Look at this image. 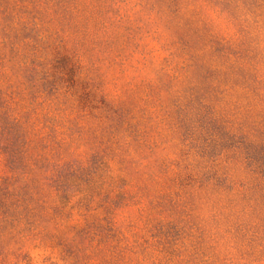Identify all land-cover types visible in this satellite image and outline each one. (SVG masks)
Returning a JSON list of instances; mask_svg holds the SVG:
<instances>
[{
    "label": "rangeland",
    "instance_id": "obj_1",
    "mask_svg": "<svg viewBox=\"0 0 264 264\" xmlns=\"http://www.w3.org/2000/svg\"><path fill=\"white\" fill-rule=\"evenodd\" d=\"M0 135V264H264V0H0Z\"/></svg>",
    "mask_w": 264,
    "mask_h": 264
},
{
    "label": "trees",
    "instance_id": "obj_2",
    "mask_svg": "<svg viewBox=\"0 0 264 264\" xmlns=\"http://www.w3.org/2000/svg\"><path fill=\"white\" fill-rule=\"evenodd\" d=\"M7 124H8V126L5 125L4 128L2 129V132H3L2 135L6 136V138H7V141H6L5 145H4L6 147H4V148H7L6 149L7 151L8 150L12 151L13 148H14L13 147L14 139H15V142H16L17 138L19 136H22L23 131L20 128V122L18 121V119L14 118L13 120L9 121ZM7 129H11L13 131H6ZM4 131H6V132H4ZM7 133H10V135H11V136L9 135L10 139H9ZM2 135H0V147L1 148H3L2 141L6 140L5 138L2 137ZM10 157L13 158V155L10 154Z\"/></svg>",
    "mask_w": 264,
    "mask_h": 264
}]
</instances>
